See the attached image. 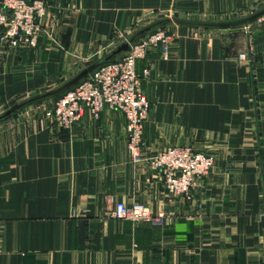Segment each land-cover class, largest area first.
Returning <instances> with one entry per match:
<instances>
[{
	"label": "crops",
	"instance_id": "1",
	"mask_svg": "<svg viewBox=\"0 0 264 264\" xmlns=\"http://www.w3.org/2000/svg\"><path fill=\"white\" fill-rule=\"evenodd\" d=\"M36 23L34 47L0 41V264H264V0H47ZM157 30L138 161L118 111L44 119L50 93ZM170 146L214 158L188 197L147 162ZM119 201L164 221L114 219Z\"/></svg>",
	"mask_w": 264,
	"mask_h": 264
},
{
	"label": "built area",
	"instance_id": "2",
	"mask_svg": "<svg viewBox=\"0 0 264 264\" xmlns=\"http://www.w3.org/2000/svg\"><path fill=\"white\" fill-rule=\"evenodd\" d=\"M47 0H0V41L12 47H34L38 38L36 20L44 16ZM169 37L163 31L150 33L132 44L129 52L118 60L100 66L92 75L57 98L44 112V119L67 130L86 113L98 118L104 109L118 111L126 120L127 149L134 161L140 159L141 137L149 104L141 87L148 70L137 72L136 64L147 50L160 46L167 53ZM244 54L239 58L243 59ZM166 190L188 197L214 163L212 155L196 152L189 146H170L148 159ZM114 219L161 225L164 215L151 214L139 203L116 202L110 211Z\"/></svg>",
	"mask_w": 264,
	"mask_h": 264
},
{
	"label": "water",
	"instance_id": "3",
	"mask_svg": "<svg viewBox=\"0 0 264 264\" xmlns=\"http://www.w3.org/2000/svg\"><path fill=\"white\" fill-rule=\"evenodd\" d=\"M258 17V15H254L250 18H245V19H239V20H234V21H229V22H221V23H212V24H208V23H203L202 25L203 26H212V27H218V28H228V27H236V26H240V25H245L247 24L249 21L251 20H254ZM133 41H134V38L131 39L129 42H126L124 44H122L121 46H119L116 51L113 53L114 54H117L119 52H124L126 55L128 52H129V49L131 47V45L133 44ZM112 55V56H113ZM111 57L108 58V60L110 59ZM107 61V60H106ZM108 63L107 62H104L102 63L100 66L104 65ZM99 66V67H100ZM90 69L89 70H85L83 71L79 76H77L75 79H73L72 81H70L69 83H67L64 87H62L61 89L57 90V91H54L52 93H50L49 95H53V94H56V93H59V92H68L69 90L73 89L75 86H77L82 79L86 78L89 73H90ZM8 113H6L4 116H6Z\"/></svg>",
	"mask_w": 264,
	"mask_h": 264
},
{
	"label": "rangeland",
	"instance_id": "4",
	"mask_svg": "<svg viewBox=\"0 0 264 264\" xmlns=\"http://www.w3.org/2000/svg\"><path fill=\"white\" fill-rule=\"evenodd\" d=\"M157 31H158V30H157ZM157 31H154V32H151V33H156ZM149 34H150V33H149ZM147 35H148V34H147ZM54 101H55V100H54ZM54 101H53V102H54ZM53 102H52V103H53ZM45 105H46V106H45ZM44 106L47 107V106H48V103H44Z\"/></svg>",
	"mask_w": 264,
	"mask_h": 264
},
{
	"label": "trees",
	"instance_id": "5",
	"mask_svg": "<svg viewBox=\"0 0 264 264\" xmlns=\"http://www.w3.org/2000/svg\"><path fill=\"white\" fill-rule=\"evenodd\" d=\"M111 62V61H110ZM60 97V96H59ZM56 100V99H55Z\"/></svg>",
	"mask_w": 264,
	"mask_h": 264
}]
</instances>
